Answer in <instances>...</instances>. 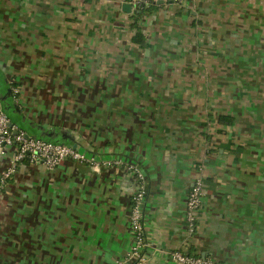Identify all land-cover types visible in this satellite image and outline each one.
<instances>
[{"label":"crops","instance_id":"obj_1","mask_svg":"<svg viewBox=\"0 0 264 264\" xmlns=\"http://www.w3.org/2000/svg\"><path fill=\"white\" fill-rule=\"evenodd\" d=\"M9 15L4 110L86 160L24 164L8 182L0 264L124 259L134 244L130 166L148 182L145 264H175V250L264 264V0H166L142 11L130 0H20ZM199 179L191 235L186 203Z\"/></svg>","mask_w":264,"mask_h":264},{"label":"built area","instance_id":"obj_2","mask_svg":"<svg viewBox=\"0 0 264 264\" xmlns=\"http://www.w3.org/2000/svg\"><path fill=\"white\" fill-rule=\"evenodd\" d=\"M166 0H130V4L138 10H145L151 5ZM13 94H18L17 87L12 88ZM9 115L4 110L0 94V158H8L5 167L0 171V199L10 180L18 173L19 169L27 164L31 167L45 166L48 170H55L65 160L83 162L86 156L79 153L74 147L67 144L55 143L49 140L30 136L24 130L12 123ZM136 175V188L132 198L130 211L131 229L134 234V244L124 259L115 264H145L146 256L143 250L147 247L145 236L144 207L148 193L146 175L137 166L128 167ZM204 188L201 179L197 180L191 189L186 203V226L191 235L198 231V217L203 206ZM171 260L175 264H215L212 260L173 251Z\"/></svg>","mask_w":264,"mask_h":264},{"label":"rangeland","instance_id":"obj_3","mask_svg":"<svg viewBox=\"0 0 264 264\" xmlns=\"http://www.w3.org/2000/svg\"><path fill=\"white\" fill-rule=\"evenodd\" d=\"M20 0H0V27H5L6 22L5 19L6 17H10L9 11L12 12L14 9V5L19 4ZM13 4V5H12ZM13 8V9H12Z\"/></svg>","mask_w":264,"mask_h":264},{"label":"trees","instance_id":"obj_4","mask_svg":"<svg viewBox=\"0 0 264 264\" xmlns=\"http://www.w3.org/2000/svg\"><path fill=\"white\" fill-rule=\"evenodd\" d=\"M142 11V10H141ZM136 19H139V17H136ZM136 41H140V39H139V35L137 34L136 35Z\"/></svg>","mask_w":264,"mask_h":264},{"label":"water","instance_id":"obj_5","mask_svg":"<svg viewBox=\"0 0 264 264\" xmlns=\"http://www.w3.org/2000/svg\"><path fill=\"white\" fill-rule=\"evenodd\" d=\"M163 2V1H162ZM128 6V5H127ZM130 8V7H129ZM11 125H12V123H11Z\"/></svg>","mask_w":264,"mask_h":264}]
</instances>
